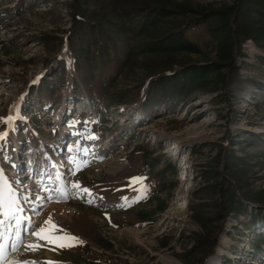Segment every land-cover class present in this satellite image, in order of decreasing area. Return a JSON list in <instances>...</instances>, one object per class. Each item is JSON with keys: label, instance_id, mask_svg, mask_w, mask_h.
Here are the masks:
<instances>
[{"label": "rangeland", "instance_id": "obj_1", "mask_svg": "<svg viewBox=\"0 0 264 264\" xmlns=\"http://www.w3.org/2000/svg\"><path fill=\"white\" fill-rule=\"evenodd\" d=\"M179 28L192 50L149 51ZM194 67L197 90L156 92ZM9 115L0 170L21 217L82 243L13 250V227L6 264H264V0H0ZM58 177L92 195L64 199Z\"/></svg>", "mask_w": 264, "mask_h": 264}, {"label": "snow or ice", "instance_id": "obj_2", "mask_svg": "<svg viewBox=\"0 0 264 264\" xmlns=\"http://www.w3.org/2000/svg\"><path fill=\"white\" fill-rule=\"evenodd\" d=\"M15 117L9 115L6 118H0V122L5 124H11L14 121ZM7 136V132L0 133V140H3ZM90 139H96V137H89ZM69 152H86V149H81L78 145L75 147H69ZM69 162L74 165L71 169L73 175L76 172L82 170L83 167L87 166L86 161H80L77 156H70ZM61 180L62 184H66L67 187H61L55 189L58 194L67 199L71 194L69 189H75L76 194L79 197V194L92 195L91 190L84 188L77 181L75 183L71 181H63L62 177H58ZM145 177H132L130 183L132 185L141 184L143 186V181ZM45 192L51 193L53 189L45 188ZM25 200H28V197H24ZM41 200L48 199L51 200L52 196L48 195L47 197H41ZM127 199V198H124ZM92 202V201H89ZM22 208L20 207V201L17 194V189L8 182L7 178L4 176L3 171L0 170V264H6L7 258L5 256V251L7 248V241L12 236V229L15 228V237L19 241V244L13 243V250H17L20 246H24L28 251H35L39 246L38 244H26L24 243L25 238L28 235H32L37 238V240H44L50 244L56 245L59 248L72 247L76 243H82L78 237L68 234L64 229L58 226L51 215L44 222V225L40 226L38 229L35 224L31 222L28 217H21L20 213ZM25 221H28L27 226H25ZM31 229V231H29ZM11 264H17L13 261ZM22 264H36L34 261H23ZM51 264V262H49Z\"/></svg>", "mask_w": 264, "mask_h": 264}, {"label": "trees", "instance_id": "obj_3", "mask_svg": "<svg viewBox=\"0 0 264 264\" xmlns=\"http://www.w3.org/2000/svg\"><path fill=\"white\" fill-rule=\"evenodd\" d=\"M160 16L166 17L168 13L162 12ZM148 49L150 52L188 51L193 49V45L184 38V28H179L168 37L149 45ZM178 75L173 76V74H169L168 76L159 77L154 87L156 92L162 95L168 94L169 98H174L175 95L185 96L199 88L206 72L203 67H194L188 68L178 73Z\"/></svg>", "mask_w": 264, "mask_h": 264}, {"label": "bare ground", "instance_id": "obj_4", "mask_svg": "<svg viewBox=\"0 0 264 264\" xmlns=\"http://www.w3.org/2000/svg\"><path fill=\"white\" fill-rule=\"evenodd\" d=\"M219 256V255H218ZM206 264H221L218 261H216L215 257H210Z\"/></svg>", "mask_w": 264, "mask_h": 264}]
</instances>
